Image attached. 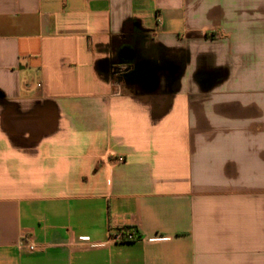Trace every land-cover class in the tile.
Wrapping results in <instances>:
<instances>
[{
  "label": "crops",
  "instance_id": "0c3cea01",
  "mask_svg": "<svg viewBox=\"0 0 264 264\" xmlns=\"http://www.w3.org/2000/svg\"><path fill=\"white\" fill-rule=\"evenodd\" d=\"M0 264H264V0H0Z\"/></svg>",
  "mask_w": 264,
  "mask_h": 264
},
{
  "label": "built area",
  "instance_id": "2783aa9c",
  "mask_svg": "<svg viewBox=\"0 0 264 264\" xmlns=\"http://www.w3.org/2000/svg\"><path fill=\"white\" fill-rule=\"evenodd\" d=\"M114 70L119 74L121 72H124L127 70V67L123 65H117L114 67ZM120 161L123 160V157L118 158ZM137 239V236L134 232L125 230L123 228L118 229L117 231L113 232L110 236V241L111 242H129V241H134ZM92 246H95L92 244ZM31 250L36 249V245L31 244L29 247Z\"/></svg>",
  "mask_w": 264,
  "mask_h": 264
},
{
  "label": "water",
  "instance_id": "95a60500",
  "mask_svg": "<svg viewBox=\"0 0 264 264\" xmlns=\"http://www.w3.org/2000/svg\"><path fill=\"white\" fill-rule=\"evenodd\" d=\"M141 73L145 74L147 78H151V70L149 64L135 65L134 70L130 73L126 74V77L129 80H133L141 75Z\"/></svg>",
  "mask_w": 264,
  "mask_h": 264
},
{
  "label": "flooded vegetation",
  "instance_id": "af4514ba",
  "mask_svg": "<svg viewBox=\"0 0 264 264\" xmlns=\"http://www.w3.org/2000/svg\"><path fill=\"white\" fill-rule=\"evenodd\" d=\"M126 67H127L126 71L119 73L120 77H124V76L126 77V74L130 73L133 70V69L131 70L132 67L130 65H128Z\"/></svg>",
  "mask_w": 264,
  "mask_h": 264
}]
</instances>
